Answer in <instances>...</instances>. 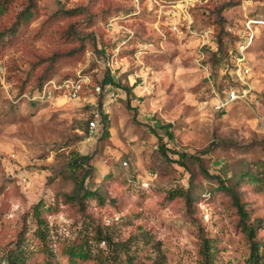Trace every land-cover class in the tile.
Here are the masks:
<instances>
[{
	"label": "rangeland",
	"instance_id": "rangeland-1",
	"mask_svg": "<svg viewBox=\"0 0 264 264\" xmlns=\"http://www.w3.org/2000/svg\"><path fill=\"white\" fill-rule=\"evenodd\" d=\"M36 2L0 44V264H207L206 240L219 248L213 264H252L221 185L264 239V0ZM47 72L90 83L77 99L33 104ZM231 89L247 97L218 110ZM78 155L94 166L96 195L82 202L69 198ZM255 168L258 181L240 186ZM73 249L87 257L72 262Z\"/></svg>",
	"mask_w": 264,
	"mask_h": 264
},
{
	"label": "trees",
	"instance_id": "trees-1",
	"mask_svg": "<svg viewBox=\"0 0 264 264\" xmlns=\"http://www.w3.org/2000/svg\"><path fill=\"white\" fill-rule=\"evenodd\" d=\"M16 1H20V5L23 6V10L20 13H12L13 9H11ZM12 10V11H11ZM38 8H37V2L36 0H0V26L2 23V20L8 17L10 22H12V25L10 27L4 28L3 31H0V44L2 46L6 45V36H14L19 32V27L23 24H29L30 21L33 19V16L36 14ZM77 12H80L78 10L72 11L70 13L75 14ZM75 54V51L71 52ZM50 72H47L40 78V83L37 86V94L42 90L43 86L53 79L50 76ZM236 80V79H235ZM237 81V80H236ZM113 84V82H112ZM101 89L104 87L103 85L99 86ZM33 104H36L38 102L32 101ZM93 119V116L91 120ZM90 120V121H91ZM163 129L166 132V136L169 139L174 138V134L171 130V126H165ZM160 150L162 154L168 159L165 145L163 144V138L160 137ZM180 157L185 158L186 155H181ZM92 156H81L78 155L73 159L70 163V169L72 170V177L75 180V187L73 189L72 194L69 196V198L72 200L80 201L96 195L94 192H91L88 190V186L86 185L87 180L92 176L94 172V166L92 165ZM81 174V175H80ZM259 170L257 168L255 169H249V170H243L236 179L242 184L240 186H244L246 183L250 181H258L259 179ZM221 188L229 193V195L233 199V204L237 209V212L241 218V221L245 224L243 225V232L245 233L246 237L250 240L251 244V255L249 257V261L252 264H264V239H257V229L258 227H261L260 220L255 219L254 222L251 221L252 214L247 211L246 209V203H243L240 194L233 188H229L225 183L221 185ZM188 199H190V196H188ZM204 251H205V260L207 264H213L215 255L219 252V248L217 245L213 243L212 240H206L204 242ZM87 257V254H85L82 250L73 249L71 251V261L73 262L76 258L85 259ZM11 264H24L23 261L19 260L18 257L14 258L10 261ZM131 262H128L130 264ZM46 264H53L52 261H47Z\"/></svg>",
	"mask_w": 264,
	"mask_h": 264
},
{
	"label": "built area",
	"instance_id": "built-area-1",
	"mask_svg": "<svg viewBox=\"0 0 264 264\" xmlns=\"http://www.w3.org/2000/svg\"><path fill=\"white\" fill-rule=\"evenodd\" d=\"M237 79L244 82V79L248 78L250 76V70L246 67H242L239 65V68L237 69ZM90 83L88 78H84L83 76H78L76 79H65L61 81L56 80H50L48 81L42 88V90L39 92V94L36 95V97H33L32 101H45L49 100L53 97L56 93H67L71 98L77 99L80 97L81 92L84 90L85 85H88ZM96 91L98 93L101 92V87H96ZM247 97L246 90H243L242 93L239 90L231 89L227 92V96H225L223 99L218 100L217 109H228L231 107L234 103L237 101H240L242 99H245ZM99 119L100 114L94 113L93 119L90 121L89 130L91 134L95 132V130L98 128L99 125Z\"/></svg>",
	"mask_w": 264,
	"mask_h": 264
}]
</instances>
